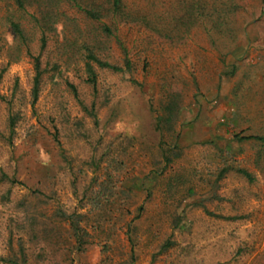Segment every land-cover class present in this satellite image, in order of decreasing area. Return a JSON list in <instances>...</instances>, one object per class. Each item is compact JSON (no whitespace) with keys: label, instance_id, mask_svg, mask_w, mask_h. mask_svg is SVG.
Here are the masks:
<instances>
[{"label":"rangeland","instance_id":"1","mask_svg":"<svg viewBox=\"0 0 264 264\" xmlns=\"http://www.w3.org/2000/svg\"><path fill=\"white\" fill-rule=\"evenodd\" d=\"M128 1H153L172 25L163 13L181 7ZM200 1L230 10L199 18L181 40L121 24L132 69L94 63L95 85L79 50L89 25L66 8L76 20L50 33L34 102L33 59L8 63L13 8L0 1V256L264 264V0ZM101 45L102 59L125 66L115 38Z\"/></svg>","mask_w":264,"mask_h":264},{"label":"trees","instance_id":"2","mask_svg":"<svg viewBox=\"0 0 264 264\" xmlns=\"http://www.w3.org/2000/svg\"><path fill=\"white\" fill-rule=\"evenodd\" d=\"M1 1V0H0ZM10 7L12 11L6 16V21L10 28L12 36V44L9 46L11 51L8 53V63L18 61L22 55H28L33 59L34 65V79L32 87L33 102L37 100L41 85V77L45 67L42 66V51L45 49L50 33L56 30L59 24L67 26L74 22L76 19L67 14L66 8L74 9L77 11L84 21L87 22L88 35H84L82 45L79 50H83L85 54V70L88 74L87 80L95 85L96 73L94 63L102 68H109L116 71L125 69H132V62L128 57V50L119 38L118 30L121 24H132L144 27L148 31H152L161 37L169 40H181L189 32L194 23L199 18H208L215 21V14L217 18L226 17L227 12L230 10L227 2H202L200 0H180V10L176 15H170L169 11H165L163 19H169L176 22L172 25L170 22L162 23L158 13L154 9V2L151 1L150 5H141L139 1L128 0H3ZM208 4V7L206 5ZM235 6V5H234ZM20 13L21 16H16ZM215 13V14H214ZM29 17L28 22L30 28L27 29L21 18ZM210 20V21H211ZM211 21V22H213ZM219 22V20L217 19ZM217 23V22H216ZM222 23V22H221ZM221 23H218L220 25ZM217 25V26H218ZM213 26L216 27V24ZM81 33V30L75 28ZM210 32L211 28H206ZM115 38L122 46L125 54L124 67L110 63L100 57L103 49L101 45L103 40ZM37 39L39 41L40 50L37 54L31 51V44ZM2 45H0V52ZM5 69V67L3 68ZM234 73V69L228 73ZM74 94H75V88ZM168 110V117L165 121L168 127L171 128L170 119L173 117L174 106L169 103L166 107ZM158 122L162 121L159 117ZM158 124V123H157ZM167 158V157H166ZM170 159L167 158V161ZM2 177L9 180L11 183H16L14 179L9 178L2 173ZM0 260L13 264H26L25 261H18L11 258L0 256Z\"/></svg>","mask_w":264,"mask_h":264}]
</instances>
